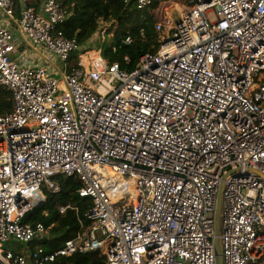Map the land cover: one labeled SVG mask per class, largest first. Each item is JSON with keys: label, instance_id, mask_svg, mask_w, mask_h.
I'll return each mask as SVG.
<instances>
[{"label": "built area", "instance_id": "obj_1", "mask_svg": "<svg viewBox=\"0 0 264 264\" xmlns=\"http://www.w3.org/2000/svg\"><path fill=\"white\" fill-rule=\"evenodd\" d=\"M122 1L144 11L155 0ZM184 1L178 22H156L158 51L127 72L99 51L71 69L80 46L61 30V1L19 0L17 16L15 0H0L20 34L62 64L60 79L19 64L0 28V86L13 100L0 114V264L93 252L106 264H216L220 189L223 264H264V0ZM61 176L91 199L88 225L51 253L4 248L47 235L25 219Z\"/></svg>", "mask_w": 264, "mask_h": 264}, {"label": "trees", "instance_id": "obj_2", "mask_svg": "<svg viewBox=\"0 0 264 264\" xmlns=\"http://www.w3.org/2000/svg\"><path fill=\"white\" fill-rule=\"evenodd\" d=\"M17 16H19V0ZM43 0H31V5L39 8ZM70 13L69 20L61 27L67 37L76 39L80 51H77L70 65L77 67L79 56H94L90 51L101 52L109 63H117L124 71H133L140 58L148 53H156L160 44L156 32V20L153 16L154 5L144 11L137 9L134 3L125 4L122 0H59ZM184 1V0H180ZM107 29L105 37L97 38L102 25ZM130 38L131 43H126ZM96 54V53H95ZM128 58V60H126ZM13 109L12 94L0 86V114L6 115ZM60 185L57 193L46 192V200L36 207L25 219V222L42 223L47 228V235L42 241L30 243L19 251L25 253L42 248L51 253L61 249L65 242L77 236L81 231L80 221L88 225L86 212L91 208L90 198H81V182L76 178L57 177ZM67 208L62 214L60 208ZM105 256L98 252L78 254L62 258L58 264H106Z\"/></svg>", "mask_w": 264, "mask_h": 264}, {"label": "crops", "instance_id": "obj_3", "mask_svg": "<svg viewBox=\"0 0 264 264\" xmlns=\"http://www.w3.org/2000/svg\"><path fill=\"white\" fill-rule=\"evenodd\" d=\"M0 28H5V29H7V30H9L10 32L13 33V35L15 37V41L18 44L16 52L13 55V58L19 64H21V65L46 66V67H48L49 71L52 72L53 76L55 74H58L59 69L62 67V64L57 59H55L53 62H49L45 58V55H47V52L44 49H42V48H35L34 46H32L31 43L28 40H26L20 34V32L18 30L17 23L14 22L13 20L9 19L2 12L1 9H0ZM16 248L15 249L17 251H19V250L27 248V247H23V246L18 245V247L16 246ZM22 252H24V251H22Z\"/></svg>", "mask_w": 264, "mask_h": 264}, {"label": "rangeland", "instance_id": "obj_4", "mask_svg": "<svg viewBox=\"0 0 264 264\" xmlns=\"http://www.w3.org/2000/svg\"><path fill=\"white\" fill-rule=\"evenodd\" d=\"M159 4L155 8V12H153V16L157 22H164L166 18H171L178 22L179 21V13L182 10L186 9V3L185 1H180V0H159ZM103 39V38H102ZM91 54L95 55V53H98V51H90ZM55 78L60 79L61 76L60 74H55ZM16 246L18 247V244H12V243H7L5 244L4 248H8V246ZM17 249V248H16Z\"/></svg>", "mask_w": 264, "mask_h": 264}, {"label": "water", "instance_id": "obj_5", "mask_svg": "<svg viewBox=\"0 0 264 264\" xmlns=\"http://www.w3.org/2000/svg\"><path fill=\"white\" fill-rule=\"evenodd\" d=\"M221 218H222V190L218 194L216 210H215V235L214 248L216 254V264H223L222 260V245L220 240L221 234Z\"/></svg>", "mask_w": 264, "mask_h": 264}, {"label": "bare ground", "instance_id": "obj_6", "mask_svg": "<svg viewBox=\"0 0 264 264\" xmlns=\"http://www.w3.org/2000/svg\"><path fill=\"white\" fill-rule=\"evenodd\" d=\"M165 20H168V21H173L172 19H169V18H166Z\"/></svg>", "mask_w": 264, "mask_h": 264}]
</instances>
